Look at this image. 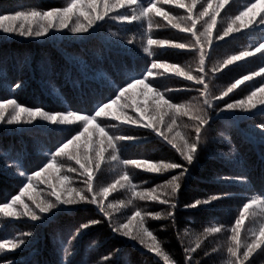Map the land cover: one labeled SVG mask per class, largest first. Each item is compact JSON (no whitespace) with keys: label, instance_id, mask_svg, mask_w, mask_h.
I'll list each match as a JSON object with an SVG mask.
<instances>
[{"label":"snow or ice","instance_id":"6c2138e0","mask_svg":"<svg viewBox=\"0 0 264 264\" xmlns=\"http://www.w3.org/2000/svg\"><path fill=\"white\" fill-rule=\"evenodd\" d=\"M165 4L173 5L183 11L164 10ZM229 0H66L63 6L41 8L35 5H18L14 11L0 13V40L42 41L48 43L57 40L79 41L85 43L98 39L101 29L110 22H117L127 27L134 22L139 24L142 32L140 47L149 59L146 63L133 66L129 70L126 64H114L108 69L112 82L97 80L91 67L77 60L74 66L79 68L77 80L68 76L76 90L78 100L84 106L47 110L43 107H28L17 102L14 97L0 101V126L12 131H48L61 132L65 135L56 144L43 152V159L32 161L33 167L29 174L27 168L21 165L29 162L24 150H17L0 157V175L9 179L20 178L19 195L12 196L0 204V214L5 218L0 228H16V221L26 218V230L19 231L14 237L0 238V254L3 259L0 264H19L9 258L8 253L24 252L32 245L37 231L49 225L61 216L76 212L90 211L93 206L98 218L82 221L66 238L59 241L57 250L62 251L64 264H71L67 258L72 254L71 245L78 241L89 229L104 225L111 233L131 242L132 247L139 246L153 264H176L170 255L162 248L161 242L146 226L150 217L154 221L167 220L175 224L176 210L179 204V194L184 185L194 179L192 172L200 163V154L210 142L211 133L217 120L227 127H234L238 121L254 120L259 107L260 116L264 117V14L258 21L255 10L264 6V0H246L235 14L225 12V19L218 25L217 17ZM250 13L254 15L243 24ZM161 17L167 22L161 25L155 17ZM255 24V27L250 25ZM170 26L179 33L186 34L178 41L153 38V27ZM248 32L241 33V28ZM215 30V31H214ZM233 33L251 36L252 43L247 47L225 54L213 62V55L221 47L220 42L226 38L236 39ZM113 36L116 33H112ZM135 36L113 41L108 46L118 54H133ZM153 46L160 51H154ZM183 50L196 58L194 66L184 67L176 63L161 61L158 56L176 55L180 52L168 50ZM262 61L257 70H253L235 78L225 87L214 90L211 87L214 78L225 69L234 71L246 63V58L254 57ZM135 57L133 60L135 62ZM235 66V68H230ZM170 74V75H167ZM182 77L190 81L184 87H195L198 93L195 103L178 102L174 93L183 89L161 87V78L169 80ZM247 85L248 91L243 98L225 99L230 93ZM21 82L10 85L15 92L22 87ZM138 89L140 97L147 104H130L129 93ZM259 98V99H257ZM123 101V103H121ZM115 109V111H113ZM137 113V115H133ZM149 117L145 122L144 116ZM167 117V119H165ZM184 117H187L185 121ZM146 129L148 135L157 138L169 146L178 159L149 160L147 158H121L120 153L135 147L144 136L132 130ZM125 129V131H119ZM185 129H190L186 132ZM250 139L264 146V120L253 124ZM90 134V135H89ZM220 136L231 144L229 136L223 132ZM81 138H83L82 143ZM215 142V137H211ZM72 149L69 151V149ZM225 163L240 166L239 154L232 149L224 154ZM264 162V156L261 157ZM74 162V163H72ZM107 163L118 169L117 175L107 184L101 183L96 174L101 171V165ZM129 167L142 170L145 173H170L164 177L162 184L147 189H138L132 182ZM59 173L55 180L64 185L63 190L49 183L51 189L41 198H32V205L22 203V197L33 188V181L50 172ZM69 173H75L82 178L83 187H74ZM246 169L238 168L235 175H221L214 178V183L221 186H240L243 191H252ZM95 181V182H94ZM144 183H148L147 180ZM126 188L131 196L127 202L105 201L117 189ZM242 194V193H241ZM233 196L232 193L218 192L203 197H197L184 205L187 210L213 211L218 201ZM152 201L164 205L162 211H148L147 208L133 206L130 214L123 219H113V210L133 205V201ZM18 202L23 211H12ZM245 221H248L247 225ZM135 222V224L133 223ZM184 235H188L185 230ZM209 237L217 240L222 238L220 246L210 250L205 248L201 260H194L193 254L201 249L203 242ZM194 245L183 246V240L178 233L184 251V264H209L205 259L213 254H222L224 264H264V188L260 195H252L240 205L239 213L230 226L213 224L195 234ZM7 250V252L5 251ZM119 249L110 251L101 257L102 264H114V257ZM28 264V262H24Z\"/></svg>","mask_w":264,"mask_h":264},{"label":"trees","instance_id":"16d2710c","mask_svg":"<svg viewBox=\"0 0 264 264\" xmlns=\"http://www.w3.org/2000/svg\"><path fill=\"white\" fill-rule=\"evenodd\" d=\"M66 0H0V13L11 12L16 9L18 5H35L41 8H48L52 6H63ZM246 0H229V4L225 5L221 10V14L217 17L218 25L225 19V12H231L229 15L235 14L237 9L242 7ZM164 10L171 9L173 12L182 9H175L173 5L165 4ZM264 14V6H258L255 10V17L258 21L259 15ZM250 13L245 17V21L238 22L243 24L250 20L253 16ZM155 21H159L161 25H166L167 22L161 17H155ZM130 31L125 32L124 27L117 22H110L101 29V36L98 39L80 43L79 41H64L57 40L55 42L49 41L43 43L42 41H28L20 40L19 38L10 41L0 40V101L6 98L14 97L17 102L28 107H43L47 110H59L68 107H83L79 102L77 92L73 89L71 83H68V76H71L75 81L78 78L79 68L74 66L73 60L88 64L93 70L97 80L105 82H112V77L107 71L113 68L114 64H126L129 70L133 66H139L146 63L149 59L143 53L140 47L142 32L139 24L134 22L127 26ZM255 27V24L250 25ZM215 31V30H214ZM116 33L115 36L112 33ZM248 32L247 28H241V33ZM241 33H233L236 39L226 38V42H220L222 47L214 53L213 62L218 61L224 57L225 54L238 52L247 47L249 43L253 42L252 37L243 36ZM153 38L166 39L169 41H178L186 34L179 33L178 30L172 29L170 26L153 27ZM135 36L136 42L133 46V54H118L115 50L109 49V44L113 41H121L122 38ZM153 50L159 52L153 46ZM177 51L180 54L165 55L153 58H158L161 61L176 63L184 67H190L187 60H192L194 57L190 53L183 50ZM259 53L254 57L246 58V63L242 67L235 68L234 71L225 69L218 73L219 79L212 80V87L214 90H219L232 82L235 78L242 76L253 70H257L262 63L258 59ZM133 56L136 58L135 62ZM170 75V74H167ZM260 78L255 77L251 82H245L240 88L230 93L229 97L225 99L243 98L247 94L249 83H256ZM16 82H21L22 87L15 92L10 90V85ZM191 84L190 81H183L182 77L172 80L161 78V87H173L183 89L179 93H174V97L178 102L188 103L198 93L195 91V86L185 89L186 84ZM192 92L193 96L189 99L183 100L182 97ZM191 99V100H190ZM259 99V98H257ZM130 104H147L148 101L140 97L139 90L134 89L129 93ZM123 103V101H121ZM259 105L256 111L254 120H241L236 123L234 127H227L224 122L217 120L214 124V130L211 137H215V142L207 144L205 150L200 154V163L192 172L194 179L184 185L179 194V204L176 210L175 224L171 221L161 220L154 221L150 217L147 219L146 226L150 228L154 235L157 236L161 242L162 248L170 255L176 264H184V251L178 233L182 237L183 246L194 245L195 234L203 231L205 227H210L213 224H222L230 226L239 213V208L245 202L247 197L252 195H260L262 188H264V162L261 157L264 156V146L259 142H253L250 139V132L253 124L261 122L264 117L259 114ZM115 111V109H113ZM137 115V113H133ZM147 115L144 116L145 122H148ZM167 119V117H165ZM132 130L136 134L144 136L135 147H130L126 151L120 153L121 158H147L149 160H172L178 159V154L174 152L169 146L161 143L157 138L148 135L146 129H136L132 126ZM125 131V129H119ZM223 132L229 136L231 144L224 141L220 136ZM65 133L48 132V131H12L5 126H0V157H4L8 153L17 150H24L28 161L21 165L22 168H27L29 174L33 167L32 161L43 159V152L56 144L58 139H61ZM90 135V134H89ZM83 138H81L82 143ZM234 146L235 151L239 154L240 166H233L231 163H225L227 157L224 155L229 152ZM72 149L70 148L69 151ZM74 163V162H72ZM246 169V176L250 181L252 191H243L240 186H221L214 183V178L221 175H235L239 167ZM118 169H114L107 163L101 165V171L96 174V178L104 184L113 180L117 175ZM127 171L131 174L132 182L138 185V191L147 189L157 184L164 182V177L169 176L170 173L163 175L159 173H145L139 169L129 167ZM59 173L50 172L33 181V188H30L22 197V203L32 205V198H41V195H46L51 189L48 184L52 183L63 190L64 185L55 180V176ZM72 178L74 187H83L80 183L82 178L75 173H69ZM147 180L148 183H144ZM95 182V181H94ZM20 178L9 179L4 175H0V204L6 198L10 200L12 196L19 195L21 187ZM228 192L232 193L231 198L218 201L217 206L213 211H197L187 210L184 205L191 202L197 197L205 195ZM242 193V194H241ZM130 192L126 188H120L113 191L108 199L105 201H119L127 202L130 199ZM133 206L140 208H147L148 211H162L164 205H160L152 201H140L136 199L133 205H128L126 208L113 210V219H123L125 215L130 214ZM90 211L76 212L69 215H64L56 219L49 225L37 231L36 236L32 240V245L24 252L8 253V257L15 259L19 264H64L65 258L62 251H58L57 247L62 238H66L68 233L74 230L82 221L90 218H98L93 206H89ZM16 211H23L18 202L15 207ZM26 218L16 221V228H0V238L14 237L19 231L26 230L28 225L25 223ZM5 218L0 214V223H4ZM135 224V222H133ZM248 221H245L247 225ZM185 230L188 235H184ZM223 243L222 238L217 240L214 237H209L203 242L202 248L197 249L193 254L194 260H201L203 250L205 248L211 249L220 246ZM119 249L114 257V264H153V262L144 254L139 246L132 247L131 242L120 238L111 233L110 229L104 225H99L89 229L82 237L73 242L71 245L72 254L67 258L71 264H102L101 257L105 254ZM7 252V250H5ZM5 259L3 254H0V262ZM205 259L209 260V264H224V257L222 254H213ZM162 264V262H161ZM203 264V262H201ZM257 264H262L260 260Z\"/></svg>","mask_w":264,"mask_h":264},{"label":"rangeland","instance_id":"374dc122","mask_svg":"<svg viewBox=\"0 0 264 264\" xmlns=\"http://www.w3.org/2000/svg\"><path fill=\"white\" fill-rule=\"evenodd\" d=\"M214 57V56H213ZM187 63L189 66H194V64L196 63V58L195 56L192 58V60H187ZM186 84V83H185ZM214 84V83H212ZM212 84L210 85L212 87ZM195 87H198V86H195ZM193 94L192 92L188 93L187 95H185L184 97H182L183 100H186V99H189L190 97H192ZM191 100V99H190ZM189 102H192V103H195V99L194 97L192 98L191 101ZM185 121L187 120V117H184ZM147 120L149 121V118H147ZM186 132H190V129H185ZM12 211H16V208L12 209Z\"/></svg>","mask_w":264,"mask_h":264}]
</instances>
